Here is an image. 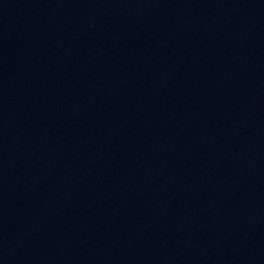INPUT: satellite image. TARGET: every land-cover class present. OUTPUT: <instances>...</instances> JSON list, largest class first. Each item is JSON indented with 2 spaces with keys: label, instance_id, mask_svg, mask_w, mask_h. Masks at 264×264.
Here are the masks:
<instances>
[{
  "label": "water",
  "instance_id": "95a60500",
  "mask_svg": "<svg viewBox=\"0 0 264 264\" xmlns=\"http://www.w3.org/2000/svg\"><path fill=\"white\" fill-rule=\"evenodd\" d=\"M0 264H264V0H0Z\"/></svg>",
  "mask_w": 264,
  "mask_h": 264
}]
</instances>
